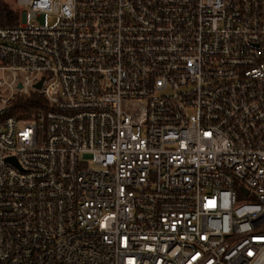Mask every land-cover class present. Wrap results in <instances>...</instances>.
<instances>
[{"label":"built area","instance_id":"built-area-1","mask_svg":"<svg viewBox=\"0 0 264 264\" xmlns=\"http://www.w3.org/2000/svg\"><path fill=\"white\" fill-rule=\"evenodd\" d=\"M3 18L0 264H264V0Z\"/></svg>","mask_w":264,"mask_h":264},{"label":"trees","instance_id":"trees-1","mask_svg":"<svg viewBox=\"0 0 264 264\" xmlns=\"http://www.w3.org/2000/svg\"><path fill=\"white\" fill-rule=\"evenodd\" d=\"M3 12L8 18H11V16L15 14L14 9L7 6L4 8ZM11 24H13L11 19L6 20V18H3L0 22V26ZM46 107L43 97L40 94L35 93L27 99H17L11 108V113L20 119L34 120L38 118L39 112Z\"/></svg>","mask_w":264,"mask_h":264},{"label":"water","instance_id":"water-1","mask_svg":"<svg viewBox=\"0 0 264 264\" xmlns=\"http://www.w3.org/2000/svg\"><path fill=\"white\" fill-rule=\"evenodd\" d=\"M42 85V82H40L38 85H37V88H40Z\"/></svg>","mask_w":264,"mask_h":264},{"label":"rangeland","instance_id":"rangeland-1","mask_svg":"<svg viewBox=\"0 0 264 264\" xmlns=\"http://www.w3.org/2000/svg\"><path fill=\"white\" fill-rule=\"evenodd\" d=\"M9 1V0H8ZM10 1H12V0H10Z\"/></svg>","mask_w":264,"mask_h":264}]
</instances>
